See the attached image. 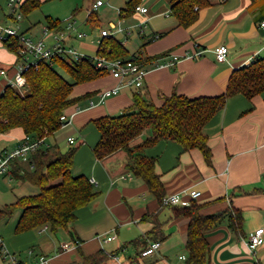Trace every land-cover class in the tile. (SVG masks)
I'll use <instances>...</instances> for the list:
<instances>
[{"label": "crops", "instance_id": "crops-1", "mask_svg": "<svg viewBox=\"0 0 264 264\" xmlns=\"http://www.w3.org/2000/svg\"><path fill=\"white\" fill-rule=\"evenodd\" d=\"M7 3L8 0H0V32L1 27L15 26L7 16ZM126 4L119 8L117 19H109L105 27L122 21L124 31L115 36L132 54L151 59L144 66L147 73L141 92L158 105L163 102L164 96L174 92L191 98L222 95L234 70L257 58H264V0H209V4L199 10L198 19L188 27L180 26L172 14L173 0H141L140 5L148 10L146 13L136 11L135 14L142 18L135 50L130 48L131 35L138 27L134 23L124 24L127 16L121 20V11ZM94 23L100 24L98 13ZM44 25L40 29L26 17L18 28L26 34L35 30L40 36ZM89 37L73 38L70 43L84 52L85 47H92L96 41L97 51L100 34L97 35L98 39ZM85 38L89 40L84 41ZM220 45L229 47L225 62L219 61L215 54V49ZM197 48L206 49L203 56L183 58L175 65H159L166 62L171 54L182 55ZM16 60V54L0 40V63L5 64L0 68L6 67L12 74ZM1 77L0 92L8 82L4 76ZM119 82V78L109 74L74 86L72 96L111 89ZM135 89L125 87L118 94L104 100L100 98L101 102L98 103L95 98L98 99L99 95L94 94L91 96L94 104L89 102L87 108L72 119L68 116L64 127L70 123L69 126L79 129L76 134H69L65 141L68 148L72 145L69 137H73V146H80L72 172L75 176H88L98 196L76 211V219L68 227L57 231L44 225L16 233L15 228L22 214V210L18 209L13 227H0V235L6 247L25 264H34L40 255L48 256L49 264H68L81 260V251L90 254L104 248L111 253L136 239L140 241L137 247L130 245L118 254L120 262L185 264L191 218L178 217L173 207H163L146 183L126 168L123 150L103 159H98L93 150L100 138L93 120L121 113L134 102ZM80 103L78 101L72 106ZM72 106L65 111L66 114H72L75 110ZM204 132L208 135L213 152L212 165L206 162L199 149L186 150L171 139H160L148 147L146 153L157 157L156 171L164 182L166 193L198 189L202 194L196 200L203 205L202 214L225 212L217 225L206 234L211 252L209 260L203 264H264V244L255 251L248 244L249 233L264 227V91L251 98L242 93L230 96L226 106L206 124ZM57 133L50 136L49 141L48 137L46 144H59ZM151 134V129H146L133 143L137 144ZM24 136L21 128L0 134V138L7 140L0 152L13 149ZM6 175L26 182L18 178L12 168ZM236 209L243 215L242 234L237 233L231 224V213ZM153 241L160 242L155 252L130 262L129 258L137 248L142 249ZM64 243H69L71 247L63 248ZM111 262L119 264L114 258ZM0 264H5L1 255Z\"/></svg>", "mask_w": 264, "mask_h": 264}, {"label": "trees", "instance_id": "trees-1", "mask_svg": "<svg viewBox=\"0 0 264 264\" xmlns=\"http://www.w3.org/2000/svg\"><path fill=\"white\" fill-rule=\"evenodd\" d=\"M47 1L50 0H23L22 19ZM140 3L141 0H129L121 15H132ZM208 4L209 0H173L171 11L180 26L188 27L198 19L199 10ZM96 10L89 11L87 23L95 24ZM71 16L75 17V13ZM8 18L15 22L13 16L10 15ZM64 21L47 16L45 25L62 28ZM1 41L14 53L20 46V41L15 36L8 35ZM95 55L132 61L142 67L151 62V59L132 54L115 35L101 38ZM92 57L78 61L58 59L52 65L42 62L38 70L30 69L26 73L28 88L25 92L7 85L0 92V134L21 128L25 136H30L34 140L44 139L45 142L48 137L59 131L66 124V121H61V115L69 107L98 93L88 92L73 97L74 86L109 75L107 71L97 67ZM56 65L64 69L72 81L58 72ZM143 86L144 83L142 86L134 87L137 88L133 96L134 102L121 113L93 120L100 132V138L93 150L98 159L123 150L126 154V168L140 177L162 204L168 193L160 174L156 171L157 157L148 155L146 149L160 139H171L179 142L186 150L199 149L206 162L212 165L213 152L204 127L226 106L230 96L242 93L251 98L264 91V58H257L234 70L226 92L219 96L191 98L174 92L164 96L163 102L158 105L141 92ZM146 129H151V136L134 144L133 140ZM76 152L77 147L73 144L63 151L59 144L45 142L31 155L30 162L15 159L12 162V170L18 178L37 186L39 192L20 196L14 202L3 205L0 208V221L21 209L22 214L15 228L16 233L44 225H48L52 231L68 227L76 219V211L98 196V191L88 176L73 174ZM202 206L196 199L187 206H170L174 208L176 216L191 218L185 264H203L209 260L211 250L206 234L225 215V212L204 215L201 213ZM231 216L232 227L237 233L242 234L241 211L236 209L232 211ZM139 242L138 239L133 240L111 253L104 248L90 254L81 251V260H74L68 264H112L114 255L120 254L130 245L137 247ZM146 247L147 245L142 249L137 248L135 254L129 258L130 262L138 261Z\"/></svg>", "mask_w": 264, "mask_h": 264}, {"label": "built area", "instance_id": "built-area-1", "mask_svg": "<svg viewBox=\"0 0 264 264\" xmlns=\"http://www.w3.org/2000/svg\"><path fill=\"white\" fill-rule=\"evenodd\" d=\"M22 3L23 0H8L7 3V16H13L16 24L15 26L1 27L0 40L4 39L8 35L15 36L19 39L20 46L15 52L17 60L13 73L10 74V71L7 68H0V75L4 76L8 80L7 85H11L21 92H25L27 90L26 88H28L26 73L30 69L38 70L42 62H48L52 65L55 64L58 59L78 61L85 57H90V55L80 51L77 47L70 43L73 38H84L87 36V33L80 28V24L73 16H70L64 21V26L62 28H51L48 25H44L41 30V36L37 39H34L28 34L23 33V31H20L18 25H20L22 19ZM104 3L105 2L103 0L94 1L90 6L89 11L98 9ZM136 10L141 13H146L148 8L138 5ZM122 19L123 16L121 15V20ZM121 22L122 21H119L117 24L111 23L109 27L102 28L100 31V38L110 37L124 31V27ZM262 25L264 26V23H262ZM205 51L206 49L204 48H197V50L193 52L187 51L182 55L171 54L169 55L170 58L166 62L159 65H175L176 62L183 58L196 59L203 56ZM215 54L219 61L225 62L228 60L229 47L227 45H220L215 49ZM92 58L98 68H101L104 71H107L108 74L120 79L119 84L114 88L98 92V95L102 100L109 96L118 94L125 87H139L143 85L147 71L139 64L132 61L126 62L122 59H109L106 55H94ZM90 104H94V100L91 99ZM67 120L68 115L66 113L62 114L61 121L65 122ZM69 141L71 144L75 143V139L73 137H69ZM43 143H45L44 139L34 140L30 136H24V138L20 140L13 149L2 151L0 153V175H6L10 172L12 162L15 159H19L25 163L30 162L31 155L36 152ZM201 194L202 192L198 189L168 193L163 198L162 205L187 206L192 200L198 199ZM248 244L252 251H255L264 244V227L257 228L249 233ZM70 247L71 245L69 243L63 244V248L65 249ZM159 247L160 242L153 241L142 250L141 255H149L155 252ZM0 255L3 257L5 264H25L15 253H12L6 247L4 238L1 235ZM114 259H116L119 264H126L119 261L118 255H114ZM34 264H49V257L46 255H40L39 259Z\"/></svg>", "mask_w": 264, "mask_h": 264}, {"label": "rangeland", "instance_id": "rangeland-1", "mask_svg": "<svg viewBox=\"0 0 264 264\" xmlns=\"http://www.w3.org/2000/svg\"><path fill=\"white\" fill-rule=\"evenodd\" d=\"M95 0H50L41 5V7L33 10L27 15V18L31 20L36 26L41 29L42 24H46V17L47 16H52L53 18H59L61 20H66L69 18L71 15L75 13V17L80 23V28L87 33V37L90 38H95L98 39L97 35L100 34V31L102 28H107L105 26H108V20L109 19H117L119 16L118 10L121 7H124L126 2L129 0H103L105 2V5L102 6L101 8L98 9V18L100 21L99 25H93L87 23V16L89 14V7L91 3ZM127 5V4H126ZM150 5V3H149ZM137 11V10H136ZM137 12L133 13L130 16H127L125 18L124 24H136L138 29L133 30V33L131 35V41L132 45H130L131 50H135V46L139 40L138 35L140 34V29L139 28V23L142 18H138ZM125 15L123 16V18ZM26 17H24L22 20L24 21ZM11 20V19H9ZM161 18L158 19L160 21ZM12 23L16 24L13 20H11ZM22 22V21H21ZM101 25V26H100ZM104 25V27H103ZM135 26V25H134ZM136 31V32H135ZM29 36L33 37L34 39H37V33L34 31H31V33H28ZM120 36V34L118 35ZM88 38H85L84 41H88ZM98 47V42H94L92 47H85L84 53L94 56L97 51L96 48ZM0 65H5L4 63ZM57 68V71L60 72L62 75H64L68 80L72 81V78L67 74V72L62 69L59 65L55 66ZM6 68V67H4ZM3 77L0 76V81ZM27 89V88H26ZM103 90V89H101ZM76 92V89L74 90ZM92 97H88L85 99L80 100L81 103L79 105H75L72 107H75L72 111V114L70 112L67 113L69 116V119H72L74 115L78 114L79 112L83 111L86 109L87 105L91 101ZM99 99V100H98ZM95 98L96 102H101L100 97L98 96ZM79 107V108H77ZM66 113V112H65ZM70 124V123H69ZM66 125L65 127L63 126L60 131L57 133V142L60 144V147L62 149H68L67 145L65 143L66 137L69 134H76L78 132L77 130L79 129H74L72 126ZM95 124V123H94ZM93 127V126H91ZM55 133V134H56ZM54 134V135H55ZM93 137V134H91ZM52 137L48 138V141ZM7 143V140L5 138H0V149L3 148ZM80 146L77 148V152L79 150ZM76 152V154H77ZM12 176L10 175H0V208L5 205V204H10L14 202L18 197L23 196V195H28V194H34V192H38L39 188L31 183H28L27 181L23 183V181L16 179V178H11ZM35 190V191H34ZM16 214L14 213L11 217L3 218L0 221V227L3 226V229H10L13 227V222Z\"/></svg>", "mask_w": 264, "mask_h": 264}]
</instances>
